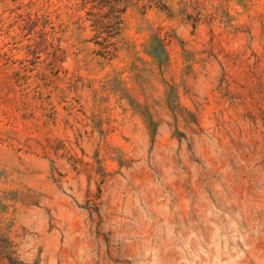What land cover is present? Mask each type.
<instances>
[{
  "label": "rangeland",
  "instance_id": "374dc122",
  "mask_svg": "<svg viewBox=\"0 0 264 264\" xmlns=\"http://www.w3.org/2000/svg\"><path fill=\"white\" fill-rule=\"evenodd\" d=\"M0 264H264V0H0Z\"/></svg>",
  "mask_w": 264,
  "mask_h": 264
}]
</instances>
